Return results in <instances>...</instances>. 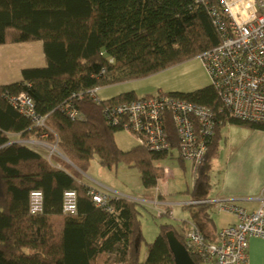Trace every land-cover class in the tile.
Instances as JSON below:
<instances>
[{
    "label": "trees",
    "instance_id": "trees-1",
    "mask_svg": "<svg viewBox=\"0 0 264 264\" xmlns=\"http://www.w3.org/2000/svg\"><path fill=\"white\" fill-rule=\"evenodd\" d=\"M209 6L218 7L217 0H0V44L41 41L45 58L42 67L23 68L21 80L0 85V264H174L165 238L171 224L160 225L142 261L137 202L109 196L106 204L97 205L89 193L96 190L80 181V172L95 159L106 168L120 162L134 167L143 188H155L163 169L154 161L168 156L140 145L117 146L114 134L121 128L107 122L104 108L139 98L133 91L104 100L90 92L150 76L218 44ZM20 92L46 116L47 139L57 137L75 170L57 156H51L53 164L42 152L10 139L9 134L24 140L39 134L8 101ZM169 94L215 110L214 134L194 179V189L204 190L221 127L264 125L219 113L211 84ZM69 109L80 119L71 118ZM167 133L176 147L171 123ZM68 189L77 193L72 215L61 210ZM32 190L43 194L42 212L36 215L28 210Z\"/></svg>",
    "mask_w": 264,
    "mask_h": 264
},
{
    "label": "built area",
    "instance_id": "built-area-1",
    "mask_svg": "<svg viewBox=\"0 0 264 264\" xmlns=\"http://www.w3.org/2000/svg\"><path fill=\"white\" fill-rule=\"evenodd\" d=\"M204 2V0H197ZM218 7L209 6L208 12L219 42L200 53L211 86L219 101L218 112L243 122L264 125V0H217ZM97 88L91 90L95 95ZM80 97V95H79ZM8 101L39 131V140H22L39 148L47 147L57 152L56 136L48 140L45 115L35 111L32 99L24 92L8 97ZM215 110L196 104L182 97L165 92L142 96L106 106L107 122L129 133L140 145L152 151L169 152L172 149L167 133L171 123L177 139V156L189 162L194 174L202 162L216 126ZM71 118L80 114L69 109ZM58 153V152H57ZM51 155L48 156V159ZM97 205L106 204L110 195L90 191ZM145 201V200H140ZM202 201H192L199 203ZM156 216L172 217L164 203L154 200ZM43 194L40 190L29 193L28 210L31 215L42 212ZM63 214L77 211V193L73 189L62 194ZM218 213H231L235 221L220 229L218 239L211 241L194 222L181 227L180 222L171 224L183 245L196 259V264H248V239H264V208L248 211L240 206L215 202Z\"/></svg>",
    "mask_w": 264,
    "mask_h": 264
},
{
    "label": "crops",
    "instance_id": "crops-1",
    "mask_svg": "<svg viewBox=\"0 0 264 264\" xmlns=\"http://www.w3.org/2000/svg\"><path fill=\"white\" fill-rule=\"evenodd\" d=\"M44 65L41 41L0 44V85L21 80L23 68ZM124 82L98 87L97 97L104 100L129 91H133L138 97L148 95L146 93L139 95L133 88H115V85ZM101 90L104 92L101 93ZM9 137L12 141L24 140L19 134H9ZM28 140H39V137L33 135ZM132 146L134 145L126 150ZM35 149L39 147L35 146ZM176 161L182 167L185 166L177 156L176 147L168 152L166 158L154 161V165L163 169V177L158 179L155 188H143L141 191V199L149 202L147 205L150 207L156 208L153 202L157 200L170 209L172 217L169 218L168 224L176 221L181 223V227H185L192 221L198 225L207 239L216 241L220 229L235 221L233 214L218 213L215 210L216 201L234 204L248 211L260 206L264 208V128L250 129L235 124H225L221 127L218 150L211 159L209 186L204 190H195L194 182L190 191L187 188L186 192L181 193L183 190L179 188L170 189V181L173 178L171 171L179 166ZM89 169L90 165L86 172H80V181L84 184L110 196L132 198L118 188L110 187L88 176L86 173ZM158 195L161 198H158ZM196 200L202 202L190 203ZM201 206H205L203 211ZM146 256L147 253L140 259L144 261ZM248 264H264V239L258 237L248 239Z\"/></svg>",
    "mask_w": 264,
    "mask_h": 264
},
{
    "label": "rangeland",
    "instance_id": "rangeland-1",
    "mask_svg": "<svg viewBox=\"0 0 264 264\" xmlns=\"http://www.w3.org/2000/svg\"><path fill=\"white\" fill-rule=\"evenodd\" d=\"M209 83V76L201 60L198 57H194L150 76L120 83L119 85H115V88H133L139 95L142 93L154 95L158 92L172 93L194 91L208 85ZM155 87H160V89L157 90ZM100 92L102 93L104 90H101ZM114 138L117 146L122 150H126L131 145H136L133 137L123 130L117 131L114 134ZM20 143L26 144L35 149V146L28 144L29 142L20 140ZM36 150L42 152L47 159L49 155L57 156L59 158L63 157V160L70 163L74 170L76 169L60 149H57L58 153H51L47 147ZM51 156L48 160L55 164V162L51 160ZM90 162V169L86 173L88 176L98 179L110 187L118 188L127 195H130L132 197L129 198L131 201L137 202L139 210L138 220L143 236L139 253L140 257L143 258L144 254L147 253V244L152 242L157 236L160 225L168 223L170 216L157 217L156 208L147 205L149 202L140 201L142 200L141 191L143 186L141 184L139 172L136 168L129 167L123 162H120L111 168L100 166L95 159ZM183 163L185 166L182 167L179 162L177 163L176 161V164L179 165V169H176L175 167L173 168L174 170L171 171L173 178L170 181V189L175 190L179 188L180 190H183L181 193L186 192L187 188L189 191L191 190L194 177L191 164L189 162Z\"/></svg>",
    "mask_w": 264,
    "mask_h": 264
},
{
    "label": "water",
    "instance_id": "water-1",
    "mask_svg": "<svg viewBox=\"0 0 264 264\" xmlns=\"http://www.w3.org/2000/svg\"><path fill=\"white\" fill-rule=\"evenodd\" d=\"M165 238L169 251L172 254L174 264H195L183 243L178 239L173 230L166 231Z\"/></svg>",
    "mask_w": 264,
    "mask_h": 264
}]
</instances>
